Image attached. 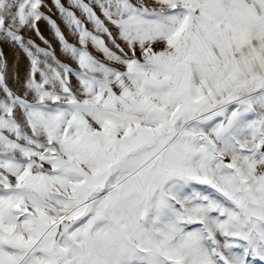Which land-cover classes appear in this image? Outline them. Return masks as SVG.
I'll use <instances>...</instances> for the list:
<instances>
[{
  "label": "snow or ice",
  "instance_id": "snow-or-ice-1",
  "mask_svg": "<svg viewBox=\"0 0 264 264\" xmlns=\"http://www.w3.org/2000/svg\"><path fill=\"white\" fill-rule=\"evenodd\" d=\"M257 261L264 0H0V264Z\"/></svg>",
  "mask_w": 264,
  "mask_h": 264
},
{
  "label": "rangeland",
  "instance_id": "rangeland-1",
  "mask_svg": "<svg viewBox=\"0 0 264 264\" xmlns=\"http://www.w3.org/2000/svg\"><path fill=\"white\" fill-rule=\"evenodd\" d=\"M45 3H48L49 6H51V0H44ZM42 11H46L45 9H42ZM51 15V14H50ZM53 19H56V16H53ZM62 31L65 32L66 37L69 39V42L75 43L74 38H72L68 32L67 29L65 28V26L63 24L60 25ZM38 27H40L42 34L45 36L46 39H49L52 42V46L55 49H59V45L58 43L53 39L49 29L47 28V26L45 25V23L43 21L38 22ZM31 36L32 39L35 40V42L37 44H39L41 47H45V45L35 36L34 33H30L28 34ZM3 51L5 52V56H6V60L8 63V79H7V83L9 85V87H11L13 89V91H17L19 92V86L17 85V83L15 82L13 76L14 73L18 74L21 78V80L24 77L25 71H26V67L28 64L27 58L23 55V53H17L14 54L13 50L9 47H4ZM58 59H60L62 62H70V60L66 57H64L63 55H60L58 53ZM71 63V62H70ZM72 66H75L74 63H72ZM257 264H264V262L262 261H257Z\"/></svg>",
  "mask_w": 264,
  "mask_h": 264
}]
</instances>
